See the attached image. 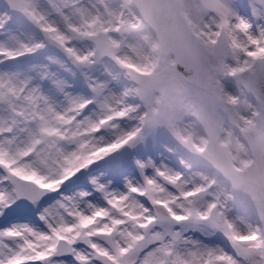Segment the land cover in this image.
Masks as SVG:
<instances>
[{"label": "snow or ice", "instance_id": "obj_1", "mask_svg": "<svg viewBox=\"0 0 264 264\" xmlns=\"http://www.w3.org/2000/svg\"><path fill=\"white\" fill-rule=\"evenodd\" d=\"M48 44L71 59L91 98L71 91L60 56L8 66ZM262 50L264 0H0V264H264V130L234 119L246 150L212 113L194 111L198 123L189 127L166 89L146 76L169 57L206 70L193 83L238 115L241 96L222 83L232 78L264 121ZM96 65L103 70L94 76ZM158 126L202 158L210 170L199 173L204 183L189 187L182 173L151 158L135 159L139 180L114 183L127 166L120 150ZM241 153L252 158L250 172ZM98 162L105 171H96ZM80 177L89 188L63 191ZM237 207L243 211L232 215ZM12 214L30 219L5 224ZM213 233L231 250L206 242Z\"/></svg>", "mask_w": 264, "mask_h": 264}, {"label": "rangeland", "instance_id": "obj_2", "mask_svg": "<svg viewBox=\"0 0 264 264\" xmlns=\"http://www.w3.org/2000/svg\"><path fill=\"white\" fill-rule=\"evenodd\" d=\"M27 32H35L37 38L43 40L44 37L38 29L32 27L31 25H26ZM79 47H84L82 43H78ZM264 51V50H262ZM50 54L60 56L65 59L69 65L68 68H58L61 72V75L71 81V91L77 94H81L87 98L93 96L91 88L87 85L84 80V77L75 69V65L72 63L71 59L68 58L61 50L48 44L46 48L40 50L34 55H29L25 57L18 58L15 61L8 62L9 67L13 68H22L27 69L29 65L35 62L46 63L47 57ZM173 63V57L167 59H161L156 62L155 66L151 69L146 70V76L149 79H152L161 84L167 91V102L176 110V115L183 121L184 124L189 127H195L198 123L192 116L194 111H201L212 113L215 115L216 119L220 120L226 132L233 133L234 137L237 139L239 145L243 149H248L249 146L246 144L241 133L237 132L233 126L234 119L248 120L251 122L252 126L258 129L264 130V121L259 119V111L256 108V105L252 103L251 100L244 101V97L241 95V91L234 87V81L232 78H228L222 81L226 94H231L234 96H241V103L238 105L239 114L237 115L234 110L225 111L224 106H222L209 92L207 89H201L196 85L186 81L181 77L178 72L175 70L174 73H171L167 70L168 64ZM54 67H56L54 65ZM103 70V65H96L93 69L89 71L94 75H99V72ZM122 71V69H115ZM204 72L206 70H203ZM124 77H121L122 83ZM117 88L122 87V84L117 86ZM215 86V85H213ZM49 85L45 84V89L48 90ZM98 105L94 102L85 109V114L90 113L93 109L97 108ZM256 117L254 119L253 117ZM199 131V129H196ZM106 136V138H113L112 134L106 130L102 129L101 133ZM124 154V158L127 162V166L122 170L121 173L125 175H130L135 177L137 180L140 179L139 170L135 166V159H148L151 158L156 162L157 165L164 163L175 171L182 173L183 178L188 180L189 187L194 186L195 184H201L205 181L199 175V173L210 174V170L206 167L202 158L197 154L192 153L186 147L180 144V142L172 135L171 131L168 130L165 126H158L155 129L148 130L147 139L145 142H142L136 145L134 148L125 147V149L120 150ZM113 160L119 159L120 154H112L111 157ZM240 159H242L246 166L247 171H251L252 158L250 156L244 155L241 153ZM106 165L104 162H98L96 166V171H105ZM245 171V169H241ZM149 174L153 173V169L150 167L148 170ZM119 175V174H118ZM123 176V177H124ZM119 179L114 181V183L120 187L124 188V179L119 175ZM90 185L85 182L84 177L79 179L73 178V182L65 188L63 191L67 194H72L82 189L89 188ZM169 189L178 194L179 189H176L175 186L168 185ZM213 197L211 195H206L204 197L205 201L211 200ZM51 200H49V203ZM242 208L237 207L233 211L232 215L241 213ZM29 217H21L16 214L9 216L5 224L14 223L19 220H29ZM35 219H39V213L36 214ZM188 222H177L174 225V228L181 229L184 228L187 232H198L201 236L204 235L201 229L187 227ZM206 242L213 244H218L224 246L228 250H231V246L227 239L223 236L222 233H213L212 235L205 237Z\"/></svg>", "mask_w": 264, "mask_h": 264}, {"label": "water", "instance_id": "obj_3", "mask_svg": "<svg viewBox=\"0 0 264 264\" xmlns=\"http://www.w3.org/2000/svg\"><path fill=\"white\" fill-rule=\"evenodd\" d=\"M174 63H176V70L189 82L193 83V81H198L199 79L202 78L204 75L203 70L200 72H197L193 70L192 68H186L183 64L178 63L174 60ZM195 84V83H194ZM196 85V84H195ZM205 89V88H204ZM247 140V138L245 137ZM248 142V141H247ZM53 194H50L52 196Z\"/></svg>", "mask_w": 264, "mask_h": 264}, {"label": "bare ground", "instance_id": "obj_4", "mask_svg": "<svg viewBox=\"0 0 264 264\" xmlns=\"http://www.w3.org/2000/svg\"><path fill=\"white\" fill-rule=\"evenodd\" d=\"M104 167H105V169L107 168V166H106V165H104ZM119 175H121V178L124 176V174H123V173H119Z\"/></svg>", "mask_w": 264, "mask_h": 264}]
</instances>
